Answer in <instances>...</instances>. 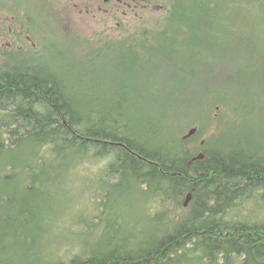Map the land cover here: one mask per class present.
Here are the masks:
<instances>
[{
  "label": "trees",
  "instance_id": "16d2710c",
  "mask_svg": "<svg viewBox=\"0 0 264 264\" xmlns=\"http://www.w3.org/2000/svg\"><path fill=\"white\" fill-rule=\"evenodd\" d=\"M177 1L181 2V23L186 26L181 40L170 38L180 31L178 25V31L163 33L165 40L115 41L104 53L121 55L126 66L143 69L164 55L165 61L181 70L172 54L186 51L193 41L206 40L192 39L194 24L186 8L189 0ZM206 3L217 13L225 4H244L238 0ZM208 16L216 15L209 12ZM210 22L199 21L198 32L210 36ZM53 74L44 67L0 72V157L6 164L2 178L14 179L15 196L23 202L11 196L13 201L3 203L9 215L0 218V264H184L190 259L196 264H264V217L258 216L264 211V156L252 146L253 138L248 137L247 142L239 139L236 147L219 143L210 148L206 142L199 148L205 159L193 161L194 152L187 145L202 137L203 126L189 141L168 136L163 122L153 120V127L147 128L136 126L128 106L123 107L129 97L121 98L118 107L103 108ZM215 104L228 110L229 105L245 108L244 101L236 106L226 97L206 103L208 107ZM218 130L225 129L218 123ZM221 138L226 142L227 136L221 133ZM97 165L105 174L100 177L105 188L143 186L154 200L168 198L177 203L192 194L188 215L146 247V243L124 247L111 243L106 249L102 244H80L71 256L53 261L44 251L43 241L35 237L45 230H25L34 211L25 200L37 198L46 205L47 187L56 182L54 203L61 198L63 183L77 186L76 179L83 178L79 172ZM63 171L70 173L61 178ZM105 188L102 192L106 194ZM249 203L260 212L249 209Z\"/></svg>",
  "mask_w": 264,
  "mask_h": 264
},
{
  "label": "rangeland",
  "instance_id": "374dc122",
  "mask_svg": "<svg viewBox=\"0 0 264 264\" xmlns=\"http://www.w3.org/2000/svg\"><path fill=\"white\" fill-rule=\"evenodd\" d=\"M206 1L186 3L194 24L192 39L206 41H193L186 51L172 54L181 63V70L165 61L164 55L155 58L145 69L126 66L121 55L104 53L119 38L116 32H110L114 39L95 36L97 33L91 28L81 27L75 31V27L48 24L40 14L41 26L58 45L57 51L48 53L50 60L46 64L53 65L55 69L51 73L58 74L92 104L118 107L122 104L121 98L129 97L123 107L128 106L129 116L136 126L143 124L147 128L153 127V120L163 122L162 129L167 135L174 134L180 140H190V131L198 132L203 126L202 137L197 141L188 140L187 146L193 150L194 157L202 153L199 149L202 141L208 142L210 148H217L219 143L236 147L239 139L245 141L248 137L254 139L252 146H257L264 156V0H238L243 5L225 4L219 14L209 10ZM209 12L216 16H208ZM206 20H211L210 36L197 29L202 27L199 21ZM184 29L186 26L181 23V30ZM233 31L237 34H232ZM217 35L219 40L216 41ZM3 63L1 58L0 66ZM217 97H226L236 106L244 101L245 108L237 110L229 105L228 110L218 104L206 105ZM241 122H247L244 130ZM218 123L226 132L218 130ZM221 133L227 136L226 142L222 141ZM5 165L0 157L1 219L9 215L3 203L13 201L11 196L23 203L15 196L14 179L2 178ZM101 170L100 165L81 170L83 178L76 179L78 185L63 183L61 198L54 203L56 182L47 187L46 205L42 206L37 198L30 202L25 200L34 207L25 230H45L35 237L43 241L42 247L53 261L71 256L80 249V244H102L106 249L111 243L114 247L115 244L124 247L146 243V247L188 215L189 209L184 207L186 197L179 203L168 198L154 200L144 191L145 187H133V184L105 188L100 184L104 174ZM68 174L60 173L61 178ZM23 176L21 174L19 179L23 180ZM37 187L43 191V187ZM249 209L260 212L252 203ZM261 213L258 216L264 217L263 210ZM44 251L41 249L40 253L44 255ZM184 264H196V261L190 259Z\"/></svg>",
  "mask_w": 264,
  "mask_h": 264
},
{
  "label": "flooded vegetation",
  "instance_id": "af4514ba",
  "mask_svg": "<svg viewBox=\"0 0 264 264\" xmlns=\"http://www.w3.org/2000/svg\"><path fill=\"white\" fill-rule=\"evenodd\" d=\"M40 14L48 24L75 27V31L91 28L95 36L114 39L110 32H116L119 38L114 41L158 42L165 40L163 33L181 27L177 0H0V59L4 61L0 72L36 67L53 71L46 61L58 45L41 26ZM171 37L181 40V29ZM41 60L43 64H37Z\"/></svg>",
  "mask_w": 264,
  "mask_h": 264
},
{
  "label": "water",
  "instance_id": "95a60500",
  "mask_svg": "<svg viewBox=\"0 0 264 264\" xmlns=\"http://www.w3.org/2000/svg\"><path fill=\"white\" fill-rule=\"evenodd\" d=\"M197 132L196 129H193L190 131V133L188 134L189 137H192L193 135H195ZM202 144H204V141L202 142ZM205 159V155L203 153L199 154L198 156H196L195 158H193V161H197V160H204ZM193 195L189 194L186 198V201L184 203V207H188L191 200H192Z\"/></svg>",
  "mask_w": 264,
  "mask_h": 264
},
{
  "label": "bare ground",
  "instance_id": "6f19581e",
  "mask_svg": "<svg viewBox=\"0 0 264 264\" xmlns=\"http://www.w3.org/2000/svg\"><path fill=\"white\" fill-rule=\"evenodd\" d=\"M189 207V206H188ZM188 207H185V208H188Z\"/></svg>",
  "mask_w": 264,
  "mask_h": 264
}]
</instances>
